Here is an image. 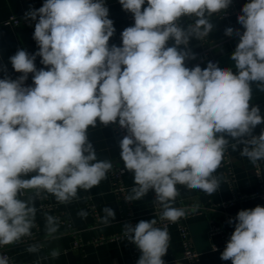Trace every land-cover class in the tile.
<instances>
[{
	"label": "clouds",
	"instance_id": "clouds-1",
	"mask_svg": "<svg viewBox=\"0 0 264 264\" xmlns=\"http://www.w3.org/2000/svg\"><path fill=\"white\" fill-rule=\"evenodd\" d=\"M118 2L134 18L120 46L109 45L116 29L105 0H45L25 13L36 21L38 51L18 49L9 59L21 75L0 79V247L32 236L36 200L44 193L67 205L107 178L113 162L98 159L88 136L98 124L126 130L120 159L134 186L124 200L154 191L161 221L175 223L198 207L174 206L178 186L218 191L214 173L230 143L253 165L264 162V129L253 135L264 117L251 102L253 85L264 92V0L243 5L242 33L225 28L239 42L230 54L233 66L223 68L212 61L189 68L186 61L195 59L190 42L209 37L216 29L211 17L233 0ZM37 57L45 66L39 70ZM30 73L32 85L25 86ZM103 213L101 223L109 226L115 212L104 207ZM228 222L234 231L220 259L264 264V206L240 210ZM58 230V218L46 214V236L55 238ZM123 235L141 253L137 264H165L171 237L155 218L124 224ZM0 264L9 258L0 255Z\"/></svg>",
	"mask_w": 264,
	"mask_h": 264
},
{
	"label": "crops",
	"instance_id": "crops-1",
	"mask_svg": "<svg viewBox=\"0 0 264 264\" xmlns=\"http://www.w3.org/2000/svg\"><path fill=\"white\" fill-rule=\"evenodd\" d=\"M44 2L45 0H0V79H3L8 72L15 71L9 58L18 49H24L29 54H34L38 51V46L33 39L36 21L25 19L19 25L4 24L3 21L12 14L25 18V13L30 8L39 9ZM105 3L109 8V18L113 20L116 29L113 37L110 38L109 45L116 44L120 46V34L126 27L130 26V23L118 0H105ZM237 15L236 13H231L227 16H222L220 13L213 15L211 21L216 25V29L202 42L191 41L190 48L197 49L201 44L208 41L218 42L215 48L218 65L222 68L232 67L233 62L230 61V54L234 52L239 41L235 35L232 37L225 36L224 30L231 26L241 31V25L237 22ZM188 22V20L183 21L185 24ZM207 63L186 61V66L191 68L200 65L203 68L206 67ZM35 64L37 70L45 67L40 63V57L36 58ZM30 78L32 81V74ZM251 102L260 107L261 116L264 117V92H260L255 85H253ZM262 129H264V123L255 128L258 133ZM88 136L95 147L98 159H108L113 163L123 165L120 159L119 147L121 137L111 125L104 127L98 124L96 128H89ZM225 157L228 158L229 165L234 172L233 185L225 180V167L221 165L214 173L221 180L220 188L213 195H207L200 190H187L183 186H178L180 196L176 198L174 206L189 207L191 209L193 205H198L196 211L184 217L183 221L188 225L195 247L200 253V264H231L230 260L224 261L220 259L227 240L221 234H209L208 230L211 223H219L225 229L234 231V224H229L228 221L234 219L240 210L251 209L257 205L264 206V198L259 195L237 199L233 203L226 205H215L224 200H229L235 194H252L264 187V178H259L253 164L247 158L241 156L239 148L233 151L230 143L225 152ZM261 169L264 175V162H261ZM124 181L128 186L130 195L131 188L134 186L132 173L125 171ZM86 194L92 195L98 211V218L89 211L84 198ZM78 197L71 203L62 205L56 202L53 196L49 195V200L56 206L55 209L40 208L38 200H36L38 211L36 224L32 231L37 226L38 234L24 241L16 248L18 257L29 264H81L82 262L86 264H133L131 244L125 238L98 244L90 243L95 236H111L123 231L124 222L122 221L119 200L111 189L109 173L99 186L89 192L80 190ZM153 201L154 191L150 190L142 200L133 202L138 222L140 220L150 221L153 218L157 221L160 220L162 209L160 207L155 208ZM104 207H110L115 212V220H112L109 226L101 223V218L104 216ZM81 210L88 213L85 219H81L77 215ZM46 214L58 218L59 230L55 234V238L46 236ZM64 219L80 230V238L85 243L83 247H74L75 238L68 231ZM169 233L171 237L170 246L167 254L163 257L165 264H190L183 256V245L178 227L171 225ZM33 244L39 246V252L29 253L27 251V248ZM213 247H215V251ZM53 251L57 252L58 255L53 257Z\"/></svg>",
	"mask_w": 264,
	"mask_h": 264
},
{
	"label": "built area",
	"instance_id": "built-area-1",
	"mask_svg": "<svg viewBox=\"0 0 264 264\" xmlns=\"http://www.w3.org/2000/svg\"><path fill=\"white\" fill-rule=\"evenodd\" d=\"M250 2V0H233L232 5L226 10V12L220 13L222 16H227L231 13H236V14H241V8L245 3ZM127 20L130 23V26L134 24V18L131 13L125 12ZM25 18L20 16V15H10L6 20L3 21L4 24H13V25H19L22 22H24ZM244 31V29L241 26V33ZM218 45V42H213V41H208L203 44L197 49H192L190 48L191 52L195 54V59H189L187 61H195V62H216V55H215V48ZM21 75V73H17L15 71L13 72H8L6 76H8L11 79H16ZM31 73L28 75L27 81H25V86H30L32 85L31 81ZM114 129V131L121 137L123 138L124 135H126V130L121 129L118 127V125H111ZM255 129L253 130V135H259ZM222 166L225 167V180L233 185L234 182V172L232 170V167L229 165V160L227 157L224 158ZM255 172H257L261 169V162H258L256 165H253ZM124 166L120 163H113V169L109 172V177H110V183H111V189L112 191L117 195L118 200H119V207L120 211L122 213V221L124 224L126 223H131L133 226L138 223L137 220V215L135 213L134 207H133V202H128L125 201L124 199L129 196L128 192V186L124 181ZM260 179L264 178V175L261 173L258 175ZM254 195H259L264 198V187L255 193L252 194H235L232 198L229 200H224L220 203H216L215 205H226L228 203H233L237 199H244L248 198ZM86 200L87 207L89 211L98 218V211L97 208L93 202V198L91 194H86L84 196ZM154 199H155V193H154ZM38 200V205L40 208L43 209H55L56 206L49 200V194L44 193L41 198L37 199ZM154 207L159 208V205L153 201ZM186 209H190L189 207H186ZM192 212L189 211L188 215H190ZM61 216V215H60ZM59 216V217H60ZM185 216V217H186ZM184 218H181L175 223H170L167 221H157V226L161 227H167V230L169 232V228L171 225H176L179 229L180 235H181V240H182V245H183V256L188 260L190 264H200V253L195 247L194 241L192 239L190 229L186 223L183 221ZM68 231L74 236L75 241H74V247L75 248H81L84 246V242L80 238V230H78L76 227L73 226L70 222L66 221ZM210 235H215V234H221L225 237V239L228 241L230 238L231 233L233 232L232 230H227L225 229L221 224L219 223H211L209 230H208ZM38 234V229L37 226L34 231H32V236L31 237H25L17 243L16 245H8V246H2L0 247V255H5L9 258L10 264H29L26 261L21 260L17 253H16V248L22 244L24 241L33 238ZM170 234V233H169ZM119 238H125L123 235V231L121 233L113 234L111 236H95L92 238L90 243L98 244V243H104L108 242L110 240L114 239H119ZM131 244V258L133 264H137V261L141 255L140 251L138 248ZM81 264H86L85 262H82Z\"/></svg>",
	"mask_w": 264,
	"mask_h": 264
}]
</instances>
